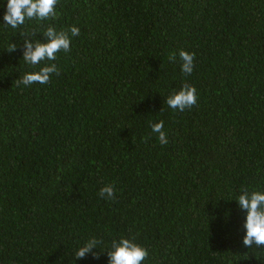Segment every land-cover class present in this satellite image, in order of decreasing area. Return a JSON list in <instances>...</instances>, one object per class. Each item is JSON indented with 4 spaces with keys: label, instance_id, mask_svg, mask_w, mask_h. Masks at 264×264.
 Here are the masks:
<instances>
[{
    "label": "trees",
    "instance_id": "1",
    "mask_svg": "<svg viewBox=\"0 0 264 264\" xmlns=\"http://www.w3.org/2000/svg\"><path fill=\"white\" fill-rule=\"evenodd\" d=\"M6 7L0 264H108L121 237L147 249L142 264H264L235 201L264 191V0H58L55 18L17 28ZM49 25L80 34L31 66L24 39L44 42ZM180 50L195 53L191 75ZM48 63L49 83L16 85ZM185 83L197 103L173 110ZM161 120L167 145L151 130ZM109 184L114 200L99 196ZM92 238L99 258L76 260Z\"/></svg>",
    "mask_w": 264,
    "mask_h": 264
},
{
    "label": "clouds",
    "instance_id": "2",
    "mask_svg": "<svg viewBox=\"0 0 264 264\" xmlns=\"http://www.w3.org/2000/svg\"><path fill=\"white\" fill-rule=\"evenodd\" d=\"M58 0H7L6 12L3 16L5 25L17 28L25 23L26 20L44 21L53 19L57 16L56 5ZM69 33L71 35H69ZM80 34L79 28L72 26L70 29L60 30L49 25L43 32L44 42L32 39H24L22 59L31 66L39 65L43 61H55L56 54L60 51L68 53L71 51V37ZM17 46L12 44L9 52L15 51ZM179 58L182 61L181 71L185 75H191L194 69L195 53L184 50L179 51ZM171 62L176 61V53L169 55ZM59 75L60 71L55 63H48L38 71L27 72L16 80V85L30 86L34 83L45 85L50 82L52 75ZM166 104L173 110L183 112L191 109L197 103L195 87L185 83L178 91H173L166 99ZM164 122L161 120L151 124L152 133L158 134L161 145H167V134L163 130ZM99 196L110 200L115 199V187L112 184L105 185L100 189ZM241 211L246 213L243 225L246 234L243 238V245L252 248L264 247V191L243 189L235 200ZM102 241L95 238L89 239L80 247L75 256L76 260L85 258L91 254L98 259L99 255L93 252L97 245ZM108 264H142L148 257V251L143 246L135 243L133 239L121 237L113 240L111 250L107 253Z\"/></svg>",
    "mask_w": 264,
    "mask_h": 264
}]
</instances>
